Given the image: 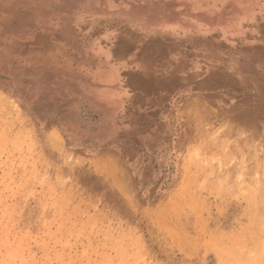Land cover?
I'll list each match as a JSON object with an SVG mask.
<instances>
[{
  "label": "rangeland",
  "instance_id": "obj_1",
  "mask_svg": "<svg viewBox=\"0 0 264 264\" xmlns=\"http://www.w3.org/2000/svg\"><path fill=\"white\" fill-rule=\"evenodd\" d=\"M1 1L3 3H1L2 8H0V29L3 31L12 33L22 31L23 36L26 37L28 34H37L38 31L44 29V31H50L51 36L57 42L71 44L78 49L97 46L98 40L93 36L95 30L121 27L145 40L157 39L159 41L161 40L159 32L164 30L166 25H169L171 27L167 29L177 31L180 36L185 32L184 29L187 30L188 35L192 36L187 41L189 43L187 45L188 50H191L192 38L196 41L218 34V41H225L221 35V28L225 27L236 32V36H233L240 39L243 35L242 28L248 23V19L244 20L242 17L260 9V6L253 5L252 0H205L201 9L194 6V0ZM44 15L49 17V23L46 25L42 24ZM81 17H85V21L82 23L84 26H79L78 29L76 19ZM226 44L232 45L230 42ZM227 63L224 72L231 74L238 70L239 65L236 61ZM28 64L31 65L30 62ZM252 70L257 71L255 74L264 76L262 75V67L255 65ZM246 75L248 76V74ZM36 77L37 74L31 70H26V72L18 75V78H23V80L17 81L19 85L15 88L0 82V107L6 105V109L7 107L9 109L6 111L4 107L2 111L0 108V216L2 215L0 218V264H12V262L13 264H19V262L20 264H68L69 262V264H253L254 259V264L264 263L263 232L259 233L260 235L256 233V236H261L257 242H255V238L252 243L249 240L252 237L251 233L253 234L256 229L257 232L264 231V212L261 213L264 211L261 210L264 207V194L263 197L260 195L258 198L256 195L258 189H254L256 187L255 182L258 183V180L257 178H255L256 181L252 179V176L258 177V175L254 174L253 171L249 172V169H247L248 171L243 169L245 166L243 164H247L248 160L246 163L242 162V159L245 160L246 158L241 157L242 152L239 149L242 147L241 143L238 144L239 136H235L236 133L232 134L230 127L233 125L231 123L230 125L227 123L228 126L224 125L230 130L227 127L224 129L222 126L226 132L219 130L222 127H217L216 132L211 130L215 135L209 131L212 134L210 138H215L209 139L212 143L208 140L205 142L196 139L183 141V137L178 141L175 138L176 135L182 134L188 126L192 131L196 127L198 128L197 119L204 111V106L200 107L194 101L182 104L183 106L179 105L173 110L172 127L162 124L157 129L146 127V129L140 130L136 118L130 119L128 113L123 115L122 121L118 118L116 121L108 108L100 107L97 104H93L92 107L82 104L79 97L83 96V91L77 90L76 96L71 95L75 91L69 90L68 78L60 72H46L43 84L37 85ZM240 82L238 84L241 87L236 89L231 86L230 90L222 95L224 106L234 104L236 96L249 95L252 96V100L259 98L264 100V93L259 89V84L262 83L254 82L258 88H249L247 81V84L243 79ZM41 85L44 88H41ZM9 97L18 103L20 110L8 101ZM20 98L24 101L22 102ZM192 98H196V95ZM188 105L190 106L188 107ZM210 107L207 106V108ZM210 110L213 108L211 107ZM136 116L138 117L137 114ZM236 130L238 132L239 126L236 127ZM32 131L33 133H31ZM229 131L230 137L228 135V138L226 136ZM220 132L224 133L225 136L216 135ZM18 133L20 134L18 135ZM31 137L35 138L38 143ZM232 137L233 139L237 137V142L233 139L230 140ZM222 138H225V144L220 141ZM15 139L18 143L15 142ZM216 139L218 142H215ZM62 141L64 143L59 144ZM236 144L238 145L236 146ZM60 145L64 146L65 149ZM233 145L238 150L235 151ZM249 145H252V141ZM48 149L55 150L56 154L53 155V150L49 151ZM65 150L71 156L67 157L68 161L65 159ZM234 153L236 154L234 155ZM47 154L54 156H52V160ZM100 155L107 157L101 160ZM55 156L58 157L55 158ZM59 160L61 161L59 162ZM235 161L237 164L233 163ZM212 162L214 163L212 164ZM239 168H242V171ZM224 169L227 170L228 174ZM263 169L264 165L259 167L262 173ZM101 170L106 171L107 174ZM223 170L225 173H222ZM236 171L239 172H237L238 175L234 174ZM240 171L241 175H239ZM263 175L264 173L262 178ZM114 176V179L118 180L115 183L112 179ZM220 176H223L222 181ZM261 177L259 180H262ZM230 179L235 181L232 180L231 182ZM241 179L242 182H240ZM246 179L250 183H245ZM252 180L255 183H252L255 185L254 187L251 184ZM47 185L50 187L48 190ZM260 188L262 190L258 191L263 192V182ZM245 190H247V194ZM59 198L68 199V204L65 203L66 201L61 203L63 199L60 200ZM253 198L257 200V204H263L256 208L258 211L252 208L254 205ZM54 202L56 205H53ZM122 203L124 206L120 207ZM90 204L95 208H92ZM73 205H77L74 207L75 209ZM85 208L89 210L87 211ZM5 209L6 212L8 211L7 213H5ZM21 209L22 211H20ZM100 210L101 212H99ZM119 211L122 214H127L129 211L131 215L134 212V219L130 222L123 220L120 222L121 226L118 223L120 221L118 214H121ZM254 211L257 214L256 218L254 217L255 220L251 217ZM97 212L98 214H96ZM117 212L119 213L117 214ZM103 216L104 218H102ZM108 218L110 220H107ZM249 220L253 224H250ZM100 221L103 225L99 223ZM91 222L95 224L93 225ZM257 222L258 224H256ZM63 223L69 227L59 228ZM110 223L111 225L114 223L112 226H114L115 231L113 230V232L112 229L114 228L110 229L112 226H109L110 232L106 235L108 232L104 233V231ZM24 225L26 226L25 230L23 229ZM253 225H255L254 227L258 225V228L262 225L263 227L261 230L257 227L252 230ZM17 227H20L19 231ZM97 227L100 230H97ZM27 228L29 229L26 230ZM33 233L35 234L32 235ZM3 235L4 237H2ZM12 235L15 236L14 239ZM5 236L7 239H4ZM246 236L249 237L245 238ZM22 239L23 241H21ZM249 242L255 246L249 245ZM22 244L28 246L29 249L27 247L22 249ZM240 247L242 248L240 249ZM25 249L29 251L27 252ZM34 251H36L35 256ZM19 253L21 254L19 255ZM30 253L31 255H29ZM250 255L256 257L253 259ZM11 256L12 258L9 259Z\"/></svg>",
  "mask_w": 264,
  "mask_h": 264
},
{
  "label": "bare ground",
  "instance_id": "obj_2",
  "mask_svg": "<svg viewBox=\"0 0 264 264\" xmlns=\"http://www.w3.org/2000/svg\"><path fill=\"white\" fill-rule=\"evenodd\" d=\"M205 0H194V6L198 9H201V5ZM253 5L255 6H260V9L255 12L252 11L250 14L245 15L242 17V19H248L247 22L243 28H242V36L240 39H236V32L232 30H228V27L221 28L222 29V37L225 38V41L219 42L218 39V34L217 35H212L206 37L207 39H199V40H193L192 38V43H191V50H188V40L190 39V35H188L187 30L184 29L185 31L181 36L179 35L177 31H172L167 28H170L171 26L166 25L164 27V30L160 31L159 34L161 36V40H145L141 38L139 35L131 32L128 29L125 28H110V29H100V30H95L93 36L96 37L98 42H96V45H100V48L102 46V52L100 53L94 52V57H90L87 59H83L82 56L76 57V56H71L69 55V52L64 51L62 49H59L56 45L49 43L51 41H46V42H40L37 43L36 41V34H28L26 37L23 36L22 31H16L14 33L9 32L8 35L11 36V38L8 40V54L11 56H23L27 57V59L30 61L31 64H36L41 63L45 65L46 67L50 69H57L58 71H62L64 73H71L74 77H80L86 79V82L84 83H78L80 84L79 87L82 91L88 94L89 98H87V102L90 101L93 104H97L100 107H106L108 108L109 112L112 114L114 120L118 121V119H121L123 115H127V113L130 116V119H135L136 118V123L139 124V129L143 130L146 129V127H149L150 129H157L158 127H161L162 124L169 125L172 127L173 123V110L175 107H178L179 105L182 104H188L191 103L192 101L197 102V104L201 106H204L205 109L201 113V116L198 121V128L194 131L188 126V128L185 129V131L180 134L176 135L175 138L179 141L181 137H183V141H190V140H201L205 141L209 139H215L214 137L210 138V135L214 134L212 131L216 132L217 127L221 128L224 125H227V123H231L233 127H230L232 129V134L236 133L235 136H239L238 144L240 145L241 143V149H239L242 152L243 158H246L245 160L242 159L244 163L247 162V164L240 166L243 167V169L247 170L249 169L250 171H253L254 174L258 175V177L252 176V179L255 180L257 178L258 183H256V187L254 189L262 190L260 186H262V182L264 185V175L263 178L261 177L263 173L260 172L259 167L264 165V100L256 99L252 100V96H241L235 97L234 104H230L229 106H224V103L222 102V95H224L225 92L230 90L231 86L235 87L238 89L240 84L241 79H243L244 82H248L249 88H258V85H255L254 82L262 83L259 84V89L262 90L264 93V76L261 77L257 73V71L252 70V68L255 65H258L262 67V75H264V0H252ZM0 2V8H2ZM46 10V9H45ZM44 10V11H45ZM48 14V13H45ZM48 15H44L43 17V22L42 24L46 25L49 23L48 21ZM46 19V20H45ZM52 20V19H49ZM76 27L78 29L82 25V23L85 21V17H81L79 19H76ZM54 21V20H53ZM53 23V22H52ZM248 24V26H246ZM80 26V27H79ZM246 26V27H245ZM241 28V27H240ZM245 28V29H244ZM240 31V29H239ZM178 35V36H176ZM235 35V36H233ZM230 42L232 45L226 44ZM95 44V43H94ZM88 52V51H87ZM86 52V53H87ZM38 59H41L42 62H39ZM229 61H236L238 63L239 68L236 72L233 73H226L225 71V65L228 64L227 62ZM103 62V63H100ZM116 64H121L122 68L119 69L116 67ZM45 72H51V70H47L45 68ZM248 74V76L246 75ZM243 76V77H242ZM246 76V78H245ZM247 82L245 84H247ZM241 83V82H240ZM77 84V88L78 87ZM119 88V89H118ZM117 89V90H116ZM261 93V92H260ZM3 95V94H2ZM194 95H196V98H192ZM4 98V97H3ZM7 99V98H6ZM11 102V104L18 108L20 110V107L18 103L12 98H8ZM11 105V106H12ZM6 106V105H5ZM4 106V107H5ZM183 106V105H182ZM190 105H188L189 107ZM207 106H211L213 110H210V108H207ZM4 107H0L1 110ZM199 107V108H200ZM6 109V107H5ZM8 109V107H7ZM6 109V111H7ZM202 109V110H203ZM216 109V110H214ZM0 110V111H1ZM9 110V109H8ZM182 110V108H181ZM3 111V110H2ZM177 111H179L177 109ZM187 112V110H185ZM184 111V113H185ZM189 111V110H188ZM138 117L136 116V114ZM191 114V113H190ZM8 115V114H7ZM180 115V114H179ZM190 116V115H189ZM28 118V117H27ZM193 118V117H192ZM195 118V117H194ZM29 119V118H28ZM196 120V119H195ZM6 123V122H4ZM20 123V122H19ZM24 123V122H23ZM12 124V123H11ZM186 124V123H185ZM8 125V124H7ZM13 125V124H12ZM11 125V126H12ZM187 125V124H186ZM22 126V125H21ZM224 126V129H227L228 127ZM239 126V130L237 132L236 127ZM2 127V126H1ZM13 127V126H12ZM227 127V128H225ZM10 128V127H9ZM183 128V127H182ZM16 129V128H14ZM23 129V128H22ZM219 129V130H223ZM229 129V128H228ZM162 130V129H161ZM170 130V129H169ZM212 130V131H211ZM230 130V129H229ZM212 133L210 134L209 133ZM14 132V131H13ZM12 132V133H13ZM25 132V131H24ZM171 132V131H170ZM226 132V130L224 131ZM4 133V131H3ZM26 133V132H25ZM28 133V131H27ZM33 133V131L31 132ZM238 133H240L238 135ZM20 133H18L19 135ZM164 134V133H163ZM221 134V136L219 135ZM215 135V134H214ZM217 136L219 135L222 137L223 135L225 136L224 133L220 132L216 134ZM230 137V131L227 134L226 137ZM232 135V136H233ZM216 136V137H217ZM59 137V136H58ZM164 137V136H163ZM225 137V138H226ZM228 137V138H229ZM236 137V138H237ZM24 138V137H22ZM38 138V137H37ZM51 138V137H50ZM172 138V136H171ZM225 138H222L220 141L225 144L224 140ZM227 138V139H228ZM236 138L233 139L235 142ZM31 139L35 140V138L31 137ZM40 139V138H39ZM61 139V138H60ZM19 140V139H18ZM21 140V138H20ZM38 140V139H37ZM63 140V139H61ZM169 140V139H168ZM218 142V139H216ZM31 141V140H30ZM36 141V140H35ZM252 141V145L250 146L249 143ZM16 142V139H15ZM29 142V141H28ZM37 142V141H36ZM42 142V141H41ZM61 142V141H60ZM63 144L64 142L62 141ZM204 142V143H205ZM235 142H232L235 144ZM257 144H254V143ZM18 143V142H16ZM38 143V142H37ZM184 143V142H183ZM212 143V142H211ZM210 143V144H211ZM228 143V142H227ZM31 144V142H30ZM29 144V145H30ZM186 144H188L186 142ZM216 144V143H215ZM220 144V142H219ZM231 144V142H230ZM236 144V146L238 145ZM6 145V143H5ZM63 149L64 146H61ZM178 145V143H177ZM207 145V144H206ZM218 145V144H217ZM33 146V145H32ZM26 147V146H25ZM216 147V146H215ZM220 147V145H219ZM229 147V146H228ZM234 147V145H233ZM17 148V147H15ZM31 148V147H30ZM56 148V147H55ZM35 149V148H34ZM33 149V150H34ZM222 149V148H221ZM229 149V148H228ZM235 149V147H234ZM237 149V147H236ZM235 149V151H236ZM7 150V149H6ZM49 150V149H48ZM53 150V149H52ZM51 149L49 151H52ZM238 150V149H237ZM37 151V150H36ZM35 151V152H36ZM47 151V150H46ZM104 151V150H103ZM192 151V150H191ZM197 151V150H196ZM213 151V149H212ZM222 151V150H221ZM20 152V151H18ZM29 152V150H28ZM39 152V151H38ZM41 153L43 151H40ZM52 152L53 155L56 154L55 150ZM52 152H49L52 154ZM67 151L65 150L66 157L65 159L67 160V157L70 156L66 153ZM189 152V151H188ZM218 152H220L218 150ZM225 152V151H224ZM48 153V152H47ZM74 153V152H73ZM200 153V152H197ZM217 153V152H216ZM223 153V152H222ZM48 155L49 158L51 159L52 156ZM76 154V153H75ZM74 154V155H75ZM236 153H234L235 155ZM240 154V153H238ZM7 155V154H6ZM17 155V154H16ZM28 155V153H27ZM64 155V154H63ZM103 155V153H102ZM226 155V154H224ZM11 156V154H10ZM62 156V155H61ZM81 156V155H80ZM31 157V156H30ZM54 157V156H53ZM58 156H55V158ZM71 157V156H70ZM73 157V156H72ZM75 157V156H74ZM100 159L103 160L105 159L100 155ZM234 157V156H233ZM42 158V157H41ZM44 158V157H43ZM47 158V157H46ZM82 158V157H79ZM196 158V157H195ZM218 158V157H217ZM237 158V156H236ZM235 158V159H236ZM38 159V158H37ZM71 160V158H68ZM75 159V158H74ZM192 159V156H191ZM201 159V158H200ZM205 159V158H204ZM207 159V158H206ZM212 159V157H211ZM227 159V157H226ZM3 160V159H2ZM52 160V159H51ZM217 160V159H216ZM225 160V159H224ZM231 160V156H230ZM42 161V160H41ZM55 161V160H54ZM61 160H59L60 162ZM68 161V160H67ZM66 161V162H67ZM80 161V160H79ZM206 161V160H205ZM204 161V162H205ZM214 161V160H213ZM220 161V160H218ZM238 161V160H237ZM36 162V161H35ZM58 162V163H59ZM217 162V161H216ZM39 163V161H38ZM56 163V162H54ZM195 163V162H193ZM214 162H212L213 164ZM231 163V161H230ZM235 164V162H233ZM60 164V163H59ZM62 164V163H61ZM103 164L107 166L104 162ZM108 164V163H107ZM110 164V163H109ZM188 164V163H187ZM190 164V163H189ZM216 164V163H215ZM1 165V164H0ZM6 165V164H5ZM52 165V164H51ZM70 165V164H69ZM120 165V164H119ZM206 165V164H204ZM203 165V166H204ZM228 165V164H227ZM26 166V165H25ZM57 166V165H56ZM216 166V165H215ZM221 166V165H220ZM230 166V165H229ZM45 167V166H43ZM60 167V166H59ZM63 167V166H62ZM112 167V166H111ZM116 167V165H115ZM119 167V166H118ZM117 167V168H118ZM226 167V166H225ZM232 167V166H231ZM239 167V166H238ZM11 168V167H10ZM15 168V167H14ZM53 168V167H52ZM64 168V167H63ZM66 168V167H65ZM114 168V166L112 167ZM188 168V167H187ZM191 168V167H190ZM189 168V169H190ZM232 169V168H231ZM230 169V170H231ZM242 168H239L241 170ZM117 170V169H116ZM214 170V167H213ZM212 170V171H213ZM225 170V169H224ZM222 171V173H227V170ZM236 170V169H234ZM233 170V171H234ZM243 170V174L245 171ZM48 171V170H47ZM67 171V170H65ZM97 171V170H96ZM103 171V170H101ZM111 171V170H110ZM126 171V170H125ZM221 171V169H220ZM242 171V170H241ZM241 171L240 174L241 175ZM248 171V170H247ZM246 171V172H247ZM72 172V171H70ZM100 172V171H99ZM106 172V171H103ZM190 172V171H189ZM230 172V171H229ZM238 171H236L234 174H237ZM13 173V172H12ZM29 173V172H28ZM63 173V172H62ZM113 173V172H112ZM121 173V172H120ZM217 173V172H215ZM233 173V172H232ZM239 173V172H238ZM248 173V172H247ZM40 174V173H39ZM67 174V173H66ZM105 174V173H103ZM107 174V172H106ZM193 174V173H192ZM213 174V173H212ZM242 174V175H243ZM49 175V174H48ZM109 175V174H108ZM217 175V174H215ZM231 175V174H230ZM238 175V174H237ZM245 175V174H244ZM68 176V175H67ZM5 177V176H4ZM61 177V176H59ZM75 177V176H74ZM119 177V176H118ZM121 177V176H120ZM127 177V175H126ZM221 181H222V177ZM225 177V176H224ZM236 177V175H235ZM241 177V176H240ZM239 177V178H240ZM245 177V176H244ZM250 177V176H249ZM260 177L262 180H259ZM16 178V177H15ZM62 178V177H61ZM66 178V177H64ZM112 178V177H111ZM115 176L112 178L114 183L116 180L114 179ZM217 178V177H216ZM230 178V177H228ZM238 178V177H237ZM242 178V177H241ZM35 179V178H34ZM44 179V178H43ZM60 179V178H59ZM71 179L72 176H71ZM80 179V178H79ZM78 179V180H79ZM95 179V178H94ZM101 179V178H99ZM227 180L226 178H224ZM235 179V178H234ZM234 179H230L231 182L235 181ZM244 179V178H243ZM1 180V179H0ZM23 180V179H22ZM42 180V179H41ZM45 180V179H44ZM68 180V178H67ZM83 180V179H82ZM81 180V181H82ZM92 180V179H91ZM106 180V179H105ZM219 180V179H218ZM247 180V179H246ZM251 184L253 183V181ZM39 181V180H38ZM43 181V180H42ZM61 181V179H60ZM70 181V180H68ZM103 181V180H102ZM118 181V180H117ZM237 181V180H236ZM239 181V180H238ZM243 180L241 179L240 182ZM245 181V180H244ZM256 181V180H255ZM97 182V181H96ZM248 183L249 181H245V183ZM261 182V183H260ZM12 183V182H11ZM50 183V182H49ZM72 183V182H71ZM83 183V181H82ZM81 183V184H82ZM86 183V182H85ZM104 183V182H102ZM217 183V182H216ZM226 183V182H225ZM250 183V182H249ZM253 183V184H255ZM84 184V183H83ZM99 184V183H98ZM252 184V185H253ZM72 185V184H71ZM243 185V184H242ZM62 186V185H61ZM117 186V185H116ZM121 186V185H120ZM119 186V187H120ZM229 186V184H228ZM241 186V185H240ZM255 185H253L254 187ZM77 187V186H76ZM76 187H74L76 189ZM83 187V186H80ZM89 187V186H88ZM98 187V186H97ZM101 187V186H100ZM242 187V186H241ZM47 190L48 185L46 186ZM260 188V189H259ZM43 189V187H42ZM55 189V188H54ZM59 189V188H58ZM68 189V188H67ZM121 189V187L119 188ZM126 189V188H125ZM19 190V189H18ZM51 190V189H50ZM49 190V191H50ZM66 190V189H65ZM70 190V189H69ZM257 190V191H258ZM264 190V189H263ZM54 191V190H53ZM79 191V190H78ZM77 191V193H78ZM87 191V190H86ZM254 191V190H253ZM256 191V195H258V198L263 197L264 191L260 192ZM45 192V191H44ZM55 192V191H54ZM66 192V191H65ZM64 192V193H65ZM68 192V191H67ZM88 192V191H87ZM95 192V191H94ZM102 192V191H100ZM99 192V193H100ZM247 190H245V193ZM255 192V191H254ZM260 192V193H259ZM31 193V192H30ZM50 193V192H49ZM57 193V192H56ZM76 193V194H77ZM86 193V192H85ZM104 194V192H102ZM106 193V192H105ZM153 193V192H152ZM244 193V194H245ZM248 193V192H247ZM246 193V194H247ZM250 193V192H249ZM262 193V194H261ZM47 194V193H46ZM53 194V193H51ZM72 194V193H71ZM75 194V193H74ZM253 194V193H252ZM32 195V194H31ZM43 195V194H42ZM64 195V194H63ZM97 195V192H96ZM100 195V194H99ZM123 195V194H122ZM255 195V194H253ZM13 196V194H12ZM26 196V195H25ZM61 196V195H60ZM66 196H69L66 194ZM83 196V194H82ZM110 196V195H109ZM116 196V195H115ZM121 196V195H120ZM132 196V195H131ZM158 196V195H157ZM237 196V195H236ZM239 196V195H238ZM7 197V196H6ZM27 197V196H26ZM25 197V198H26ZM58 197V196H57ZM62 197V196H61ZM64 197V196H63ZM72 197V196H71ZM90 197V196H89ZM88 197V199H89ZM99 197V196H98ZM97 197V198H98ZM117 197V196H116ZM151 197V196H150ZM242 197V196H241ZM248 197V196H247ZM250 197V194H249ZM74 198V197H72ZM81 198V197H80ZM105 198V197H104ZM103 198V199H104ZM109 198V197H108ZM124 198V197H122ZM144 198V197H143ZM146 198V197H145ZM255 198V197H254ZM253 198V200H254ZM264 198V197H263ZM15 199V198H14ZM23 199V198H22ZM56 199V198H55ZM60 199V198H59ZM61 198L60 200H62ZM118 199V198H117ZM129 199V198H127ZM125 199V200H127ZM133 199V198H131ZM246 199V198H245ZM250 199V198H248ZM3 200V199H2ZM68 200V199H67ZM67 200L63 199V202L66 201L65 203L68 204ZM70 200V197H69ZM73 200V199H72ZM92 200V199H90ZM100 200V198H99ZM252 200V199H251ZM259 200V199H258ZM6 201V200H5ZM54 201V200H53ZM58 201V200H57ZM95 201V199H94ZM98 201V199H97ZM111 201V200H109ZM129 201V200H128ZM131 201V200H130ZM136 201V200H135ZM151 201V200H150ZM155 201V200H154ZM257 200H254V205L252 206L253 209L256 210L259 206L261 207L263 204L260 205V203L257 204ZM30 202V201H29ZM81 202V201H80ZM101 202V200H100ZM105 202V201H103ZM102 202V203H103ZM120 202V201H119ZM118 202V204H119ZM127 202V201H126ZM32 203V202H31ZM59 203V202H58ZM72 203V202H71ZM89 204V202H86ZM94 203V202H93ZM102 203H100L102 205ZM125 203V202H124ZM131 203V202H129ZM128 203V204H129ZM65 204V205H66ZM74 204V203H73ZM77 201V205H78ZM113 204V203H112ZM136 204V203H135ZM141 204V203H140ZM257 204V207H255ZM53 205H56L55 202ZM52 205V206H53ZM75 205V206H77ZM92 207V204H90ZM109 205V204H108ZM107 205V207H108ZM143 205V204H142ZM141 205V206H142ZM49 206V205H48ZM72 206V205H71ZM73 205V208L75 207ZM105 206V205H104ZM117 206V205H116ZM115 206V207H116ZM124 206L123 203L122 205L120 204V207ZM129 206V205H128ZM133 206V205H132ZM249 206V205H248ZM264 206V205H263ZM5 207V206H4ZM62 207V206H61ZM103 207V206H102ZM106 207V206H105ZM111 207V206H110ZM109 207V209H110ZM119 207V208H120ZM140 207V206H139ZM255 207V208H254ZM9 208V207H7ZM18 208V207H15ZM14 208V209H15ZM20 208V207H19ZM22 208V207H21ZM43 208V207H42ZM46 208V207H45ZM65 208V207H64ZM67 208V207H66ZM79 208V207H78ZM88 208V207H87ZM95 208V207H92ZM113 208V207H111ZM118 208V206H117ZM124 208V207H123ZM130 208V206H129ZM145 208V206H144ZM1 209V207H0ZM75 209V208H74ZM73 209V211H74ZM83 209V208H82ZM86 209V208H85ZM101 209V208H100ZM115 209V208H114ZM132 209V208H131ZM136 209V208H135ZM134 209V210H135ZM28 210V209H27ZM51 210V209H49ZM53 210V209H52ZM72 210V209H70ZM78 210V209H77ZM87 210V209H86ZM89 210V209H88ZM87 210V211H88ZM113 210V209H112ZM119 210V209H117ZM133 210V211H134ZM145 210V209H144ZM235 210V209H234ZM261 210H264V207L261 208ZM12 211V210H10ZM22 211V209L20 210ZM66 211V210H65ZM108 211V209H107ZM125 211V210H123ZM258 211V210H256ZM8 212V211H7ZM6 209H5V213ZM37 212V211H36ZM101 212V210L99 211ZM111 212V211H110ZM115 212V211H114ZM121 212V211H119ZM117 212V214L119 213ZM127 212V210H126ZM135 212V211H134ZM133 212V214H134ZM146 212V211H145ZM252 212V210H251ZM264 211H261V213ZM12 213V212H11ZM16 213V212H15ZM81 213V212H80ZM108 213V212H106ZM112 213V212H111ZM254 214L251 216L252 219L255 220L256 218V212H253ZM32 214V213H31ZM49 214V213H48ZM54 214V213H53ZM84 214V213H83ZM87 214V213H86ZM85 214V215H86ZM98 214V212L96 213ZM109 214V213H108ZM120 214V213H119ZM118 217L119 222H122L123 220L130 222V220H133V214L131 215L128 211V213L120 214ZM12 215V214H11ZM62 215V214H61ZM60 215V216H61ZM66 215V214H65ZM103 215V214H102ZM110 215V214H109ZM244 215V214H243ZM260 215V214H259ZM2 216V215H1ZM0 216V218H1ZM18 216V215H17ZM37 216V215H36ZM59 216V217H60ZM98 216V215H97ZM96 216V217H97ZM232 216V215H231ZM261 216V215H260ZM4 217V216H3ZM14 217V216H13ZM68 217V216H65ZM72 217V216H71ZM88 217V216H87ZM86 217V218H87ZM101 217V216H100ZM111 217V216H110ZM114 217V216H113ZM112 217V218H113ZM117 218V215L115 216ZM255 217V218H254ZM258 217V216H257ZM104 218V216L102 217ZM115 218V219H116ZM226 218V217H225ZM3 219V218H2ZM8 219V218H7ZM85 219V218H84ZM89 219V218H87ZM93 219V218H92ZM101 220V218H98ZM136 219V218H135ZM251 219V218H250ZM251 219V220H252ZM11 220V218H10ZM14 220V219H13ZM44 220V219H43ZM59 220V219H58ZM97 220V219H96ZM98 220V221H99ZM103 220V219H102ZM107 220H110L109 218ZM250 221V224L252 221ZM263 220V219H261ZM95 221V220H93ZM106 221V220H105ZM115 221V220H113ZM117 221V220H116ZM248 221V222H249ZM5 222V221H4ZM88 222V221H87ZM110 222V221H108ZM107 222V223H108ZM254 222V221H253ZM263 222V221H261ZM18 223V222H17ZM76 223V222H74ZM92 223V222H91ZM102 224V222H99ZM117 223V224H118ZM1 224V223H0ZM28 225V223H26ZM25 224V225H26ZM31 224V223H29ZM35 224V223H34ZM66 224V223H65ZM63 223L61 227H69V225L65 226ZM93 225L95 223H92ZM91 224V225H92ZM114 224V223H113ZM112 224V225H113ZM121 224V223H120ZM247 224V223H246ZM258 224V222L256 223ZM5 225V224H4ZM3 225V226H4ZM24 225V226H25ZM33 225V224H31ZM39 225V224H38ZM57 225V224H56ZM80 225V224H79ZM86 225V224H85ZM92 225V226H93ZM103 225V224H102ZM107 225V224H106ZM111 223L110 225L108 224V228L106 227V230L109 229V226H112ZM130 225V224H129ZM11 226V225H10ZM15 226V225H14ZM13 226V227H14ZM19 226V225H18ZM29 226V225H28ZM118 225H116L117 227ZM122 226V224H121ZM253 229H256L254 227ZM261 226V225H260ZM12 227V226H11ZM16 227V226H15ZM30 227V226H29ZM73 227V226H72ZM94 227V226H93ZM92 227V228H93ZM246 227V226H245ZM250 227V226H249ZM263 227V225H262ZM262 227H257L259 230L262 229ZM18 228V227H17ZM20 228V227H19ZM18 228V231H19ZM22 228V227H21ZM26 226L23 227L25 230ZM35 228V227H34ZM83 228V227H81ZM97 227V230H100V228ZM114 228V226L110 227ZM118 228V227H117ZM8 229V228H7ZM27 228L26 230H28ZM36 229V228H35ZM73 229V228H71ZM110 229L108 231H104V233L108 232L106 235L109 234ZM249 229V228H248ZM251 229V228H250ZM264 229V228H263ZM9 230V229H8ZM22 230V229H21ZM23 230V231H24ZM31 230V229H30ZM66 230V228H65ZM70 230V229H69ZM115 231V228L112 229V231ZM3 231V230H2ZM16 231V232H18ZM113 231V232H114ZM244 231V230H242ZM7 232V231H6ZM22 232V231H21ZM97 232V231H96ZM99 232V231H98ZM97 232V233H98ZM121 232V231H120ZM245 232V231H244ZM249 232V230H248ZM264 231H258L257 229L253 231V234L251 233L253 239L252 241L257 242V239L260 240L259 236L261 233ZM100 233V232H99ZM225 233V232H224ZM256 233L259 234L256 236ZM4 234V232H3ZM14 234V233H12ZM17 234V233H16ZM31 234V232H30ZM33 233L32 235H34ZM111 234V233H110ZM244 234V233H243ZM246 234V232H245ZM7 235V234H6ZM9 235V233H8ZM7 235V236H8ZM21 235V234H19ZM27 235V234H26ZM31 235V237H32ZM38 235V234H37ZM40 235V234H39ZM65 235V234H64ZM241 235V234H240ZM36 236V235H35ZM110 236V235H109ZM108 236V237H109ZM244 237V235H242ZM4 237V235L2 236ZM1 237V238H2ZM9 237V236H8ZM15 236L12 235V238L14 239ZM34 237V236H33ZM57 237V236H56ZM78 237V236H77ZM95 237V236H94ZM249 236H246L245 238H248ZM257 237V238H256ZM263 237V236H262ZM11 238V237H10ZM21 238V237H20ZM27 238V237H26ZM29 238V237H28ZM40 238V237H39ZM65 238V236H64ZM70 238V236H69ZM68 238V240H69ZM243 238V239H245ZM255 238V239H254ZM3 239V238H2ZM4 239H7L6 236ZM18 239V238H17ZM16 239V240H17ZM24 239V237H23ZM23 239L21 241H23ZM35 239V238H34ZM33 239V240H34ZM37 239V238H36ZM61 239V238H60ZM74 239V238H73ZM30 240V239H29ZM39 240V239H38ZM44 240V239H43ZM42 240V242H43ZM122 240V239H121ZM247 240V239H246ZM11 241V239H10ZM19 241V239H18ZM20 241V245H21ZM28 241V240H27ZM35 241V240H34ZM62 241V240H61ZM114 241V240H113ZM263 243V240H261ZM5 244V241H3ZM9 242V241H8ZM17 242V241H16ZM25 242V241H24ZM33 242V241H32ZM58 242V241H57ZM242 242V241H241ZM248 242V241H247ZM246 242V243H247ZM249 242V243H250ZM1 243V242H0ZM11 243V242H10ZM30 243V242H29ZM38 243V241H37ZM46 243V241H45ZM69 243V241H68ZM72 243V242H71ZM245 243V242H244ZM245 243V244H246ZM251 243L249 245H251ZM9 244V243H8ZM6 244V245H8ZM31 244V243H30ZM44 244V243H43ZM47 244V243H46ZM248 244V243H247ZM259 244V243H258ZM258 244H256L258 246ZM3 245V244H2ZM10 245V244H9ZM23 245V244H22ZM117 245V243H116ZM263 245V244H262ZM11 246V245H10ZM241 246V245H240ZM247 246V245H246ZM245 246V247H246ZM255 246V245H251ZM260 246V245H259ZM258 246V247H259ZM12 247V246H11ZM10 247V248H11ZM27 247L28 246H22ZM44 247V245H43ZM261 247V246H260ZM8 248V247H7ZM60 248V247H59ZM242 247H240L241 249ZM256 248V247H255ZM262 248V247H261ZM15 249V248H14ZM29 249V248H28ZM245 248L243 247V250ZM248 249V248H247ZM252 249V248H251ZM264 249V248H263ZM18 250V249H17ZM21 250V248H20ZM32 250V249H31ZM30 250V251H31ZM35 250V247H34ZM60 250V249H59ZM9 251V250H8ZM27 251V249H25ZM29 251V250H28ZM27 251V252H28ZM47 251V250H46ZM254 251V250H253ZM256 251V250H255ZM3 252V251H2ZM18 252H20L18 250ZM24 252V251H23ZM32 252V251H31ZM34 251V256H35ZM40 252V251H39ZM63 252V251H62ZM247 252V251H246ZM260 252V251H259ZM12 253V252H11ZM248 253V252H247ZM253 253V252H252ZM257 253V252H255ZM7 254V253H6ZM21 253H19L20 255ZM24 254V253H23ZM26 254V253H25ZM28 254V253H27ZM26 254V255H27ZM52 254V253H51ZM260 254V253H259ZM263 254V253H262ZM11 255V254H9ZM18 255V254H17ZM18 255V256H19ZM31 255V253L29 254ZM6 256V255H5ZM33 256V255H32ZM45 256V255H44ZM251 256V255H250ZM253 256V255H252ZM251 256V257H252ZM1 257V256H0ZM15 257V256H14ZM21 258V256H19ZM37 257V255H36ZM66 257V256H65ZM64 257V258H65ZM239 257V256H238ZM256 257V256H255ZM255 257H252L253 259ZM5 258V257H3ZM12 258L9 257V259ZM16 258V257H15ZM18 258V257H17ZM29 258V256H28ZM241 258V257H240ZM263 258V257H262ZM2 259V258H1ZM25 259V258H24ZM30 259V258H29ZM56 259V258H55ZM72 259V258H71ZM76 259V258H75ZM264 259V258H263ZM16 260V259H15ZM26 260H28L26 258ZM43 260V259H42ZM41 260V261H42ZM47 260V259H46ZM57 260V259H56ZM238 260V259H237ZM236 260V261H237ZM258 260V259H257ZM3 261V260H2ZM5 261V260H4ZM10 261V260H9ZM18 261V260H17ZM22 261V260H21ZM32 261V260H30ZM37 261V260H36ZM38 261L39 258H38ZM37 261V262H38ZM52 261V260H51ZM71 261V260H70ZM240 261V259L238 260ZM245 261V260H244ZM248 261V260H247ZM255 259L252 261L254 264ZM261 261V260H260ZM264 261V260H263ZM12 262V261H11ZM26 263V261H23V263ZM48 263V261H46ZM50 262V261H49ZM243 262V261H242ZM262 262V261H261ZM31 263V262H30ZM40 263V262H39ZM45 263V262H44ZM70 263V262H69ZM68 263V264H69ZM72 263V262H71ZM239 263V262H238ZM260 263V262H259ZM258 263V264H259ZM7 264V263H6ZM13 264V262H12ZM20 264V262H19ZM38 264V263H37ZM252 264V263H251ZM264 264V263H263Z\"/></svg>",
  "mask_w": 264,
  "mask_h": 264
},
{
  "label": "crops",
  "instance_id": "obj_3",
  "mask_svg": "<svg viewBox=\"0 0 264 264\" xmlns=\"http://www.w3.org/2000/svg\"><path fill=\"white\" fill-rule=\"evenodd\" d=\"M56 28H58V27H56ZM54 29H55V27H54ZM9 32L10 31H6V30L3 31L2 29H0V82L6 83L10 87L15 88L19 85L17 83V81L23 80V78H18V75L26 72V70H31L33 73L37 74L36 83L38 85L39 83L43 84L45 82V79H44V74L46 73L45 68L47 70H51L53 73H57V72L59 73L60 72L57 69H55V70L50 69V68L46 67L45 65L38 63V62L36 64L30 65V64H28L30 61L27 59V57H24V58H23V56L16 57V56H11L10 54H8L7 52L9 50V48H8L7 42L11 38V36L8 35ZM36 41H37V43L51 41L49 43L56 45L59 49H62L64 51L69 52V55H71V56L74 55L76 57L82 56L83 59L94 57V52H97V51H99L97 53H100V51L102 52V46L100 48L101 44L97 45L96 47H84V48L78 49L77 47H74L71 44L57 42L54 39V37L51 36V32L50 31H44V29L38 31V33L36 34ZM38 61L42 62L41 59H38ZM100 63H103V62H100ZM116 67L121 69L122 65L116 64ZM60 73L68 78V82H69L68 86L70 88L69 90L75 91V92H72L71 95L76 96L77 90L82 91L79 87L80 84H78V83L86 82V79H84L85 77H83V78L74 77L71 73H67V72L64 73L62 71ZM77 84H78L79 88H77ZM41 88H44L43 85H41ZM38 98H39V96H38ZM87 98H89L88 94L83 91V96L79 97V99H81V103L86 104L89 107H92L93 103L90 101L87 102ZM20 100H22V102L24 101L22 98H20Z\"/></svg>",
  "mask_w": 264,
  "mask_h": 264
}]
</instances>
